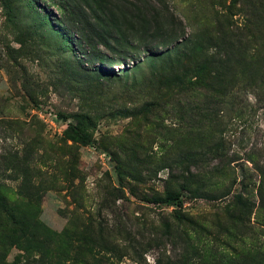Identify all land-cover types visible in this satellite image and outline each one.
<instances>
[{"label": "rangeland", "instance_id": "obj_1", "mask_svg": "<svg viewBox=\"0 0 264 264\" xmlns=\"http://www.w3.org/2000/svg\"><path fill=\"white\" fill-rule=\"evenodd\" d=\"M95 1L0 0V264H264V0Z\"/></svg>", "mask_w": 264, "mask_h": 264}, {"label": "trees", "instance_id": "obj_2", "mask_svg": "<svg viewBox=\"0 0 264 264\" xmlns=\"http://www.w3.org/2000/svg\"><path fill=\"white\" fill-rule=\"evenodd\" d=\"M93 2H97V1L93 0ZM73 22L76 23L73 26H75L77 30L80 43L86 42L87 44H91L92 41L98 38L97 36H99V38L101 37V34H99L96 30L97 27L95 28V26L92 23H89V21H84L82 17L75 16L74 19H72V23ZM178 39L179 38L175 37V39L173 40L176 41ZM170 41H172V39ZM102 42H103L102 44L106 43V41H102ZM184 46L185 43L177 44V45L175 44L173 48L174 50H177ZM98 58L100 59L101 57ZM260 80L264 83V74L260 77ZM85 129H86V121L84 117L82 116L77 117L76 124L74 126L68 125V127L64 130L63 133L64 138L70 139L72 141H77L79 143H86L88 141L87 138L88 134L86 133ZM179 196H180L179 193H167L163 200L165 202H168L169 204H180ZM242 204L245 205V203ZM15 214L17 213L13 211V209L8 207L4 199L0 197V220H2V217H5L7 218L10 224L19 225V229L11 228V232L8 234V243L11 246H18L27 237L23 229V227L25 226V216L24 215L16 216Z\"/></svg>", "mask_w": 264, "mask_h": 264}]
</instances>
